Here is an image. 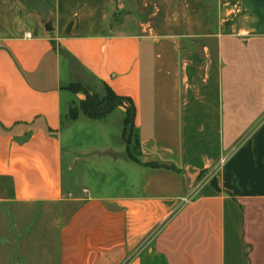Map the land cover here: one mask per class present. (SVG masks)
I'll use <instances>...</instances> for the list:
<instances>
[{
	"label": "crops",
	"instance_id": "crops-1",
	"mask_svg": "<svg viewBox=\"0 0 264 264\" xmlns=\"http://www.w3.org/2000/svg\"><path fill=\"white\" fill-rule=\"evenodd\" d=\"M122 4L0 0V264H264V0ZM160 11L163 27L192 31L154 35ZM67 57L119 101L118 143L82 151L95 171L112 163L119 192L64 185ZM255 123L202 179L233 149L234 125Z\"/></svg>",
	"mask_w": 264,
	"mask_h": 264
},
{
	"label": "rangeland",
	"instance_id": "rangeland-1",
	"mask_svg": "<svg viewBox=\"0 0 264 264\" xmlns=\"http://www.w3.org/2000/svg\"><path fill=\"white\" fill-rule=\"evenodd\" d=\"M120 5L122 0H117ZM209 2V1H208ZM206 2V4H208ZM188 4L187 18L190 21H195L200 18V14L196 9V4L192 2ZM205 6V5H204ZM207 6V5H206ZM123 9L121 10V12ZM170 13L165 11L158 12L157 17L154 20L155 29L152 33L155 34H164V32H187L192 31L191 29H183V27L171 28L163 27L165 20L167 19ZM12 16V14H11ZM201 46H206L208 49H213L214 44L204 43V44H182V49L186 52L194 50H201ZM65 66L67 67L66 72L69 76H66L65 84L68 87L71 84L72 93L74 96H69V99L75 101V104L71 108H67L66 101L64 100L63 104V131H62V144H63V181L66 187L71 186L76 187L80 191L82 184L85 183L93 192H102L112 194L114 192L121 191V188L117 185L120 183L118 180L117 172L114 170L112 163L110 161H102L103 168L105 171H95L94 162L89 161L85 162L82 159V151L85 148H89L92 144H109L116 145L118 143V137L121 132V121L122 116L119 111L115 108L119 107V103L116 105V99L113 95L105 89L104 86L94 81L89 75H87L83 69L70 57L66 58ZM66 74V75H68ZM263 75L260 76L259 81L262 83ZM250 83H257L256 81H249ZM86 101V104L82 106L81 102ZM105 106H114L111 110L112 113L101 122L78 119L73 121L72 117L75 115L79 117V113L83 114V110L86 112H95L98 107L103 108ZM116 105V106H115ZM98 106V107H97ZM123 118V130L130 135L124 141L134 146L135 138V129L131 124H125ZM260 118L259 120H261ZM262 126L261 123L255 124H243V125H234V145L233 149L223 155H220L217 159L215 165L206 173H203L201 176L202 179L214 178L217 170H219L231 157L232 153L234 154L237 149L248 139L250 138L257 129ZM135 172V171H133ZM121 179V178H120ZM118 183V184H117ZM103 184H107L105 187ZM114 184V185H113ZM70 211L68 205H63L59 207V214L66 215ZM7 206L0 205V236L2 234V222H6ZM5 213V214H4ZM3 214L5 215V220L3 221ZM33 220V219H32ZM36 226L33 231H35Z\"/></svg>",
	"mask_w": 264,
	"mask_h": 264
},
{
	"label": "trees",
	"instance_id": "trees-1",
	"mask_svg": "<svg viewBox=\"0 0 264 264\" xmlns=\"http://www.w3.org/2000/svg\"><path fill=\"white\" fill-rule=\"evenodd\" d=\"M70 87H72L71 86V84H69L68 85V89H70ZM105 89H107V88H105ZM71 91H73L72 89H70ZM108 90V89H107ZM109 91V90H108ZM110 92V91H109ZM111 93V92H110ZM112 94V93H111ZM113 95V94H112ZM113 97L116 99V105H117V103H119V101H118V99L113 95ZM81 104H82V106H84L85 104H86V101H83V102H81ZM115 105V106H116ZM98 107V106H97ZM114 108V106H105V104H104V107L103 108H101V107H98V109H96V111L95 112H86L85 110H83V114L85 115V116H87V117H89V118H92V119H101V118H103V117H105L108 113H110L111 112V110ZM76 118V116L74 115L73 117H72V119H75ZM124 123L125 124H131L132 125V123H131V116H130V113H128L127 112V115H126V117H125V119H124ZM129 135V134H128Z\"/></svg>",
	"mask_w": 264,
	"mask_h": 264
},
{
	"label": "water",
	"instance_id": "water-1",
	"mask_svg": "<svg viewBox=\"0 0 264 264\" xmlns=\"http://www.w3.org/2000/svg\"><path fill=\"white\" fill-rule=\"evenodd\" d=\"M120 4V3H119ZM41 22L43 23V25H44V29L46 30V31H51L52 30V25H51V20L49 19V20H44V19H41Z\"/></svg>",
	"mask_w": 264,
	"mask_h": 264
},
{
	"label": "built area",
	"instance_id": "built-area-1",
	"mask_svg": "<svg viewBox=\"0 0 264 264\" xmlns=\"http://www.w3.org/2000/svg\"><path fill=\"white\" fill-rule=\"evenodd\" d=\"M85 191V190H84ZM86 192V191H85ZM184 199H186V198H184Z\"/></svg>",
	"mask_w": 264,
	"mask_h": 264
}]
</instances>
